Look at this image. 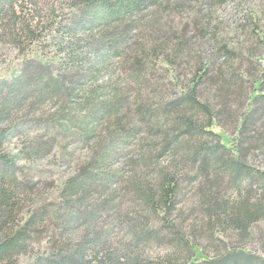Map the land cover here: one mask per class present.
<instances>
[{"label": "trees", "instance_id": "1", "mask_svg": "<svg viewBox=\"0 0 264 264\" xmlns=\"http://www.w3.org/2000/svg\"><path fill=\"white\" fill-rule=\"evenodd\" d=\"M226 1L60 0L27 18L34 0H0V37L37 40L42 21L55 33L54 63L0 81V264H264V171L250 162L264 156V5L228 37ZM59 137L84 160L54 200H30L20 161Z\"/></svg>", "mask_w": 264, "mask_h": 264}, {"label": "rangeland", "instance_id": "2", "mask_svg": "<svg viewBox=\"0 0 264 264\" xmlns=\"http://www.w3.org/2000/svg\"><path fill=\"white\" fill-rule=\"evenodd\" d=\"M60 0H34V2L29 6L31 11H28L27 18L30 15L35 17H42L48 8L53 4L55 7ZM181 5H185L186 0H178ZM189 1V0H188ZM193 6L197 5L196 2H203V0H191ZM264 0H227L223 5L217 7L215 16L222 19L225 24V32L228 37H240L239 33L235 34L232 30L236 20H240L244 17L249 10L263 7ZM36 7V8H35ZM62 7H66L63 6ZM182 12V11H181ZM175 11L172 13L171 19L174 21V25L181 24V21L186 18V13H181ZM66 13V11H64ZM153 14V16H151ZM264 14V13H262ZM148 15V18H157L155 10H149L147 13H143L142 16ZM150 16V17H149ZM189 16L196 17V14H191ZM37 18V17H36ZM147 18V19H148ZM187 19H185L186 21ZM149 21V19H148ZM184 21V22H185ZM144 23L147 24L143 19ZM150 23V21L148 22ZM173 25V24H172ZM47 26V27H46ZM49 23L46 21L40 24V29L37 31V40L24 39L19 43H12L7 36L0 37V81L9 79L13 74H15L22 63L25 60L39 59L43 62L54 63V50L53 44L55 43V33L54 30H48ZM211 50H209L210 52ZM118 74V69L115 70ZM103 76V77H102ZM106 74L102 73V82L107 81ZM55 107L52 103H47L42 107L40 114L46 113L45 115L52 113ZM39 114V113H37ZM44 115V117H45ZM31 118V117H28ZM28 120V119H27ZM26 120V121H27ZM213 131L220 135L222 141L226 145H230L231 140L228 133H224L219 127L213 126ZM41 134V129L37 125H32L30 127H24L19 131L14 137H11L8 148L13 153L16 149H20L24 143L34 138L35 135ZM55 132H52L53 136ZM59 135V133H57ZM57 144L54 146L53 151L50 155L45 156L39 160H32L28 162L20 161V164L26 165L24 174L36 184L37 190L36 196L30 200L41 201L42 198L46 197V200L56 198V188L59 187L60 183L67 177L72 175L77 169V166L84 160L86 151L81 145H79L73 139L58 138ZM255 166L264 171V156L258 155L255 158L250 159ZM52 184V186L50 185ZM49 199V200H50ZM44 201V200H43ZM31 201H27L24 205V210L29 206ZM210 256L212 252L208 251ZM24 262V258H22Z\"/></svg>", "mask_w": 264, "mask_h": 264}]
</instances>
